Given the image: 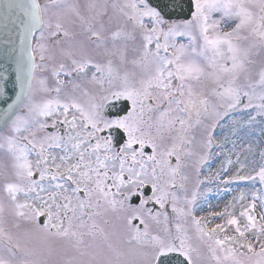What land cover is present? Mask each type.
Segmentation results:
<instances>
[{"label":"snow or ice","instance_id":"obj_1","mask_svg":"<svg viewBox=\"0 0 264 264\" xmlns=\"http://www.w3.org/2000/svg\"><path fill=\"white\" fill-rule=\"evenodd\" d=\"M14 6L9 0L6 7ZM27 14L41 32L28 51L22 95L0 117V152L8 160L0 165L8 201L0 199V264H162L171 253L197 264L205 259L201 247L207 264H264V211L256 212L257 201L264 209V152L250 173L221 180L261 186L238 213L229 208L244 192L211 213L221 223L210 227L195 214L207 178L190 194L185 187V169L191 163L199 174L221 120L239 111L246 120L234 121L237 127L264 122V60H256L264 56V0H188V18L176 22L151 0H88L83 8L75 0H31ZM75 21L103 49V60L81 43L61 50L70 64L56 62L43 41L72 38L65 25ZM74 77L92 87L65 79ZM110 98L125 107L109 114ZM201 128L203 153L196 151ZM236 162L238 172L247 167L239 156ZM145 185L152 195L125 217L126 237L100 226L107 213L128 211L126 201ZM150 201L159 210L146 207ZM6 213L16 218L15 231ZM149 221L163 227L153 233ZM56 242L73 254L53 261Z\"/></svg>","mask_w":264,"mask_h":264},{"label":"rangeland","instance_id":"obj_2","mask_svg":"<svg viewBox=\"0 0 264 264\" xmlns=\"http://www.w3.org/2000/svg\"><path fill=\"white\" fill-rule=\"evenodd\" d=\"M42 5L47 4L48 0H40ZM83 8L88 0H75ZM105 23L107 24V17L104 18ZM176 22V21H173ZM70 31H75L72 38L60 37V43H55V38H48L43 43L47 44L50 51L55 55L56 62H63L69 64L70 60L63 55L62 49H68L69 47L79 46L81 43L84 45L88 54L95 59L104 58L103 49L97 48L96 44L87 40L88 33H85V26L81 25L79 21L74 23H66L65 25ZM111 27V25H109ZM71 31V32H72ZM40 40V32L36 34L34 39V45L37 41ZM33 45V46H34ZM37 63H39V50L36 51ZM257 66L264 56L256 57ZM69 62V63H67ZM51 76V74H50ZM50 85L54 86V78L51 76L49 79ZM53 82V83H52ZM236 120H246V116H243L239 111L233 112L230 117H226L220 121L219 126L213 132V147L210 150L209 158L207 163H205L199 174H197L195 167L190 163L189 166L185 169V174L189 176L188 181L185 182V187L187 193L190 194L191 191L195 188L199 180H204L207 178V182L200 186V197L203 202V207L199 210L197 208L195 214L197 216L208 215L213 212H223L225 207L228 206L231 202H234V198H238L241 192H244L246 198L243 202H240L238 199L235 200L236 207L235 209L229 208V211L239 212L241 210V203L247 205L251 201V192L254 189H259L261 186L258 183H253L251 181H233L230 184H223L221 180L235 176L237 174L243 175L250 173L254 168L258 166L261 161V152H264V122L260 121V118L257 119L256 123L253 124H244L243 127H237L234 124ZM207 135V131L203 128L197 129V152H206L209 151L200 147V141L204 139ZM237 156H239L240 162H243L247 167L243 170L239 169V164L237 161ZM231 159L233 161L232 165L227 164V160ZM8 163L7 157L4 153L0 152V165ZM227 168L228 171L225 172L224 169ZM220 172V179H213L215 174ZM4 183L2 177H0V185ZM184 195V192L180 193ZM198 198V199H199ZM0 199H3L7 204L6 194L0 191ZM264 211L261 208L259 201H257V214ZM224 218L219 219V223L222 222ZM6 227L12 229L13 225L16 223V218L12 215L5 214ZM99 222V221H98ZM103 223L100 222V226ZM210 226V225H209ZM23 227V224H22ZM120 232L121 236L127 234L125 230L116 229ZM195 239H193L194 246L196 245ZM51 257L53 261L56 260L61 254ZM201 252H206V248L201 250ZM205 254V253H204ZM207 255V254H206ZM60 262V261H55ZM207 264V263H206Z\"/></svg>","mask_w":264,"mask_h":264},{"label":"water","instance_id":"obj_3","mask_svg":"<svg viewBox=\"0 0 264 264\" xmlns=\"http://www.w3.org/2000/svg\"><path fill=\"white\" fill-rule=\"evenodd\" d=\"M8 2L0 0V117L6 112L11 114L22 95L21 84L26 79L31 39L39 29L38 25L33 27L27 14L31 0H12L17 6L10 12L6 7ZM151 2L166 18H188V0ZM9 105H13V109ZM2 123L0 120V125ZM161 260L162 264H186L184 258L176 253L162 257Z\"/></svg>","mask_w":264,"mask_h":264},{"label":"flooded vegetation","instance_id":"obj_4","mask_svg":"<svg viewBox=\"0 0 264 264\" xmlns=\"http://www.w3.org/2000/svg\"><path fill=\"white\" fill-rule=\"evenodd\" d=\"M74 78H77V79H86V77H74ZM84 81H80L79 83H83ZM85 87H89L91 88L92 86H85ZM66 91H71L70 87L66 90ZM77 96L80 95L79 92L75 93ZM111 99H114V98H110L109 100ZM175 161H173L174 163ZM140 192H142L143 194L141 195ZM140 192H138L136 194V196H133L132 198H130L128 201H126V207L128 205H130L131 207L128 209V211H121L120 213L118 214H114V213H107L106 216L102 219L99 220V222L101 223H104V220L103 219H106L109 221L108 224H104V226H106L105 228L110 231V228H109V225L110 227L113 229V226H115V228H123L126 230V226H125V217L127 215H129L131 213L132 210H134L140 203V200L141 199H145L149 196L152 195L151 193V188H149L148 190V193L142 191V189H140ZM131 200V201H130ZM136 201V202H135ZM148 208H152L153 211H156V210H159V206L156 205L154 202H149L148 205L146 206ZM168 212L171 213V208L168 207ZM119 217V219L117 218ZM122 223V224H121ZM216 223H219V219H212L211 220V224L210 226H214ZM133 224H139V220H136V221H133ZM159 225H162V224H159ZM142 227V226H141Z\"/></svg>","mask_w":264,"mask_h":264}]
</instances>
